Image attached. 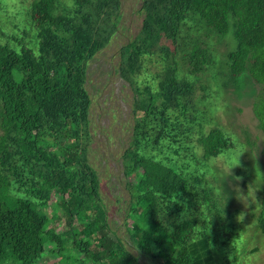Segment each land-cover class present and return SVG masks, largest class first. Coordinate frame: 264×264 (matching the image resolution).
Instances as JSON below:
<instances>
[{"label": "trees", "instance_id": "16d2710c", "mask_svg": "<svg viewBox=\"0 0 264 264\" xmlns=\"http://www.w3.org/2000/svg\"><path fill=\"white\" fill-rule=\"evenodd\" d=\"M119 8L120 0H32L19 18L32 24L23 31L29 26L33 40H5L0 28V264H41L49 253L63 264H141L114 237L85 153L92 101L86 67L109 43ZM142 10L120 65L136 107H144L123 153L128 228L140 249L163 253L169 264H234L232 236L240 233L231 217L239 208L229 209L206 170L211 158L243 148L219 126L203 132L202 114L194 113L190 76L211 64L209 49L194 41L182 55L185 71L177 57L195 13L214 31L232 33L236 47L226 63L234 77L246 73L261 85L253 112L264 132V0H142ZM153 55L166 61L157 79L145 66ZM241 170L248 174L243 162ZM261 195L264 234V176ZM49 207L54 218L62 211L63 230L51 225Z\"/></svg>", "mask_w": 264, "mask_h": 264}, {"label": "rangeland", "instance_id": "374dc122", "mask_svg": "<svg viewBox=\"0 0 264 264\" xmlns=\"http://www.w3.org/2000/svg\"><path fill=\"white\" fill-rule=\"evenodd\" d=\"M31 1L24 0L21 4L20 0H0V28L4 31L3 39H11L10 36L16 34L23 36L26 41H31L35 32L28 26L27 33H24L23 28L32 24L25 21L22 25V17L19 18L22 6H29ZM61 2L70 3L71 0ZM116 15L118 18L115 31L109 43L89 60L86 67V87L92 101L85 153L87 161L98 174L101 197L107 208L106 217L114 237L121 238L124 246L141 264H169L163 253H149L140 249L128 228L131 222L127 216L130 190L129 177L124 173L123 153L129 145L137 117L144 113V107H136L132 82L123 76L120 65L128 56V52L124 50L126 44L134 39L141 29L144 18L142 0H120ZM190 20V27L186 26V32L180 39L178 66L183 71L187 69L182 55L190 51L196 40L209 49L212 57L206 70L190 76L195 84L194 113L202 114L203 132L219 126L243 148L240 152L237 147L230 156L222 153L211 158L206 170L209 180L217 185L221 192L224 177L229 175L223 184L228 194L223 193L224 198L227 199L230 210L239 208L231 217L238 228L237 234L240 233L232 236L238 238L232 239L239 249H233L229 255L234 264H264V234L257 222L262 204L264 132L253 112V101L261 85L246 73L234 77L229 72L225 57L229 50L236 47L232 33L222 35L214 31L197 13L193 14ZM158 57L153 55L146 58L145 66L149 79H157L166 65V61H161ZM242 162L248 168L247 175L241 174ZM255 170L258 172L257 176ZM55 200L53 195L50 201L52 203ZM47 210L52 216L51 225L57 230H63L65 218L62 211L59 210L60 218H54L52 207ZM92 224L93 228L97 225L96 222ZM226 235L228 237L229 234ZM72 245L69 241L68 246ZM254 248L257 250L253 251ZM71 252L76 256L79 254L74 248ZM58 259V256L49 253L40 263L63 264ZM86 264L93 262L88 261Z\"/></svg>", "mask_w": 264, "mask_h": 264}, {"label": "clouds", "instance_id": "9594fccd", "mask_svg": "<svg viewBox=\"0 0 264 264\" xmlns=\"http://www.w3.org/2000/svg\"><path fill=\"white\" fill-rule=\"evenodd\" d=\"M229 175H226L225 177H224V180H223V182H222V185H221V189H222V193H226L225 192V190H224V187H223V184H224V181L226 180V178L228 177ZM227 194V193H226ZM228 195V194H227ZM227 198V197H226ZM224 208V207H223Z\"/></svg>", "mask_w": 264, "mask_h": 264}]
</instances>
